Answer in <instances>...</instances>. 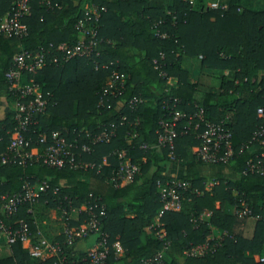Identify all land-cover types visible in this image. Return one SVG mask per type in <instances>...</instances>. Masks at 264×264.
Masks as SVG:
<instances>
[{
  "label": "trees",
  "instance_id": "obj_1",
  "mask_svg": "<svg viewBox=\"0 0 264 264\" xmlns=\"http://www.w3.org/2000/svg\"><path fill=\"white\" fill-rule=\"evenodd\" d=\"M28 1V14L22 19L26 35L18 41L0 34V101L4 98L10 104L15 95L9 91L4 73L18 47L33 52L42 49L47 58L54 55L58 60L55 49L59 44L73 45L83 38L75 24L84 7L105 9L98 20L97 37L103 41L98 46V57L56 64L47 59L41 70L27 76L46 100L44 112L34 118L35 123L25 134L29 148L40 149L41 136L47 140L52 131L65 129V140L69 142L73 138L80 141L85 131L95 133L110 123L115 130L108 142L94 145L77 159L92 167L81 164L58 169L38 162L0 165V195L19 193L25 183L46 186L36 202L21 205L7 225L22 219L34 234L32 213L27 210H54L60 216L61 211L78 208L90 199L95 214L99 206L103 207L100 230L107 236L108 250L103 264H140L160 251L163 242L167 243L162 252L165 264H264L258 260L264 254V218L255 220L250 238H242L232 234L234 225L242 219L223 209L225 205L233 209L242 200L256 216L264 207V165L261 175L241 174L249 159L264 153V142L252 140V132L259 124L255 110H264V0L259 10L244 7V0H214L224 6L222 10L203 7V0H192L191 4L187 0ZM11 4L12 0H0V20ZM155 29L165 37H156ZM160 52L164 57L162 71L175 80L169 86L153 69ZM182 56L196 58L200 69L214 72L209 76L214 90L210 85L201 88L188 81L187 72L179 66ZM93 60L112 61L115 65L95 70ZM112 70L123 80L116 97L100 92ZM223 71L228 74L221 75ZM168 96L179 99L177 108L184 114L201 108L205 120L222 123L230 131L233 147L248 143L249 149L227 165L209 166L218 170L212 175H202L198 168L205 165L198 163L190 151L197 140L177 134L170 157L166 147L156 146L159 121L167 118L161 101ZM129 98L144 102L130 109ZM15 127L14 112H6L0 119V154L7 151ZM143 144L153 147L142 150ZM122 149L139 166V174L132 181H120L116 188L109 182L118 163L112 152ZM176 166L182 171L178 179L187 182L189 188L179 211L160 213L162 235L157 238L145 232L161 206L154 183L169 178L163 170ZM209 182L214 185L206 191L204 185ZM203 211L210 213L206 222L199 219ZM127 212L132 216L126 217ZM86 220V214L81 212L70 226L79 227ZM210 227L225 232V236L210 244V252L184 255L188 248L205 242ZM47 241L60 246L61 263L58 257L30 258L20 243H14L8 255L0 258V264H81L86 256L74 252L61 233ZM114 242L119 244L120 257L112 248Z\"/></svg>",
  "mask_w": 264,
  "mask_h": 264
},
{
  "label": "built area",
  "instance_id": "obj_2",
  "mask_svg": "<svg viewBox=\"0 0 264 264\" xmlns=\"http://www.w3.org/2000/svg\"><path fill=\"white\" fill-rule=\"evenodd\" d=\"M187 1L189 4L192 2V0ZM28 2V0H12L10 10L0 20V34L18 41L26 35V28L22 23V19L28 14ZM208 9L222 10L224 6L219 5L218 1H215L208 5ZM104 10V7H84L82 17L75 24L76 29L80 31L83 38L73 45L59 44L55 49L59 52L58 60L54 55L51 58H47V52L42 49L33 52L18 47L16 54L12 57L10 68L4 73L9 91L15 95L12 111L14 112L16 127L10 133L7 151L0 154V165H24L27 162H38L46 167L58 169L63 167L73 168L77 165L81 166V164L85 167H92L93 165L83 164L77 159L81 154L89 153L94 145L108 142L114 135L115 126L110 123L108 126H102L95 133L85 131L80 141L73 138L67 142L65 136L68 133L65 129L61 132L52 131L49 133L47 140L45 135L41 136L38 141L41 146L40 149L29 148L30 141L25 138L30 125L35 123L34 118L42 114L46 106V100L41 97L38 86L32 78L27 79V76H33L41 70L45 66L47 59H50L51 63L56 64L59 61L60 63H67L75 58L92 59L98 57V46L103 42L97 37L98 20ZM154 34L161 39L165 37V34L159 33L156 29ZM163 58V54L161 52L158 53V60L153 62V69L157 71L159 77L165 80L166 86H169L172 81L162 71ZM93 61L95 70L99 68L107 69L115 65V62L112 61L107 63ZM122 88L123 80H121V75L112 70L100 92L102 95L111 94L116 97L121 93ZM143 102L144 100L141 98H129L127 106L130 109H134ZM179 102V99L172 96H168L161 101L162 109L165 111L167 118L159 121V131H156V146L166 147L170 157L173 151V140L177 134L181 136L191 135L197 140L198 143L193 146L192 153L195 160L205 166L227 165L236 155L249 149L248 143L233 147L230 131L222 123H213L205 120L201 108H197L191 114H184L177 108ZM255 116L259 124L252 132V140L257 143H263L264 110L261 107H257ZM131 137H134V135H131ZM152 147L144 144L140 146L142 150ZM112 153L116 156L118 163L117 168L109 178V182L113 187L117 188L122 180L132 181L139 174V166L130 160L124 149L116 150ZM102 163H105V159H102ZM263 165L264 153H261L246 162L241 174L261 175ZM99 168L100 165L97 169ZM213 185L214 183L209 182L210 187ZM154 186L161 205L160 213L164 211H179L184 200V193L188 190L189 184L178 178L169 177L163 180H156ZM45 189L46 186L44 184L34 187L25 183L19 193L10 196L0 195V234L4 237L8 246L14 243H20L25 246L24 249H26L30 258L46 259L58 257V261L61 263L63 256L58 243L47 241L39 231H35L33 234L22 219L14 221L13 226H9L6 223L10 217L17 213L21 205L27 204L29 206L34 204ZM193 192L198 194L196 190ZM91 202L89 199L83 205L84 210L82 212L86 214L87 220L76 228L70 226L71 219L68 213L72 208L67 212L61 211L59 216L60 233L68 246H72L75 239H84L90 235L96 236L93 247L86 252L81 264H103L108 254L106 247L107 236L100 230V218L103 216V207L99 206V212L95 214L92 210L93 205ZM232 214L236 219L253 218L258 220L264 218V207L262 214L253 216L252 211L244 205L242 200H239L238 205L234 206ZM156 222V228H159L158 218ZM161 235V231L155 233L157 238ZM166 247L167 243L163 242L160 251L150 258L142 259L140 264H165L162 252ZM112 248L114 251L121 250L117 242L112 244ZM183 254L186 256H197L198 249L190 247ZM258 260L263 262L264 254Z\"/></svg>",
  "mask_w": 264,
  "mask_h": 264
},
{
  "label": "crops",
  "instance_id": "obj_3",
  "mask_svg": "<svg viewBox=\"0 0 264 264\" xmlns=\"http://www.w3.org/2000/svg\"><path fill=\"white\" fill-rule=\"evenodd\" d=\"M214 2V0H203V7H207L210 3ZM262 0H244L243 6L247 7L252 10H259L261 8ZM1 58V57H0ZM179 66L181 69L185 70L187 72L188 81L191 83H197L199 87L201 88H207L209 85L212 87L211 89L214 90L215 84L214 82L210 84V75H214V72L202 70L198 66V59L196 58H189L182 56L180 58ZM223 76H226L228 73L226 71H223L220 73ZM171 84L175 83L174 79H171ZM13 105L12 103H8L4 98L0 101V119L4 116V114L8 111H12ZM192 148H190V151L192 153ZM199 172L202 175H212L213 173L217 172L218 170L213 167L209 166H200ZM222 171H226L225 168H222ZM182 173L181 168L178 166L169 168L166 170V168L163 170V174L167 177H174L178 178V176ZM38 185H34V187H37ZM204 189L207 191L209 190V186L207 184L204 185ZM84 204L80 205L78 208H72V210L68 213L71 222L76 221L78 219V215L84 210ZM215 206H217V203H215ZM226 206V205H225ZM223 207V209L228 213H232V207ZM35 208V207H34ZM32 213V220L33 224L36 227L35 231H39L43 237L47 240H55L60 235L61 231V224L59 221V215L54 211L50 210L47 213H40L36 210H27V213ZM160 215V209L157 213L156 218L153 220L151 224L145 229L146 233H155L160 232L161 230L159 228H156L157 224V218ZM132 215L127 212L126 217H131ZM210 216V213L208 211H203L199 215V219L202 222H206ZM255 220L253 218H245L242 220H239L233 227L232 234L236 236H240L242 238H250L253 232ZM31 231V230H30ZM225 236V232L217 230L213 227L209 228L208 236L205 238V242L202 245L196 246L198 249V255L201 256L204 253L210 252L211 247L210 244L216 243L220 241ZM96 240V236L90 235L84 239H78L76 240L72 245V250L76 253H86L89 249H91L94 245V242ZM205 245V246H203ZM23 248L25 246L21 245ZM115 255L117 257L121 256V250L120 251H114ZM9 253V246L6 244L4 237L0 234V258L6 257Z\"/></svg>",
  "mask_w": 264,
  "mask_h": 264
},
{
  "label": "rangeland",
  "instance_id": "obj_4",
  "mask_svg": "<svg viewBox=\"0 0 264 264\" xmlns=\"http://www.w3.org/2000/svg\"><path fill=\"white\" fill-rule=\"evenodd\" d=\"M208 186H209V183H206ZM209 188H210V186H209Z\"/></svg>",
  "mask_w": 264,
  "mask_h": 264
}]
</instances>
